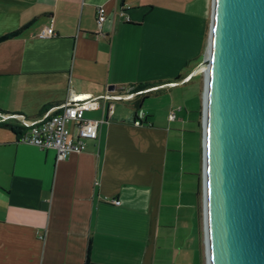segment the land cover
I'll list each match as a JSON object with an SVG mask.
<instances>
[{
	"label": "crops",
	"instance_id": "0c3cea01",
	"mask_svg": "<svg viewBox=\"0 0 264 264\" xmlns=\"http://www.w3.org/2000/svg\"><path fill=\"white\" fill-rule=\"evenodd\" d=\"M209 8L210 0H0V34L23 25L0 39V111L9 114L0 116V264H205L202 87L181 100L176 89L203 55ZM43 25L52 33L37 36ZM68 87L141 91L116 99L78 152L55 159L52 147L16 140L15 114L51 110ZM162 88L171 93L162 106L134 102Z\"/></svg>",
	"mask_w": 264,
	"mask_h": 264
},
{
	"label": "water",
	"instance_id": "95a60500",
	"mask_svg": "<svg viewBox=\"0 0 264 264\" xmlns=\"http://www.w3.org/2000/svg\"><path fill=\"white\" fill-rule=\"evenodd\" d=\"M201 62L205 264H264V0H210Z\"/></svg>",
	"mask_w": 264,
	"mask_h": 264
},
{
	"label": "built area",
	"instance_id": "2783aa9c",
	"mask_svg": "<svg viewBox=\"0 0 264 264\" xmlns=\"http://www.w3.org/2000/svg\"><path fill=\"white\" fill-rule=\"evenodd\" d=\"M105 17L103 3L95 4L94 23L99 30ZM50 25H43L36 31L37 36H46L52 33ZM141 90L110 89L101 93L76 91L68 87L63 99L52 107L43 110L33 118L16 113L19 126L16 140L36 144L42 148L52 147L55 159L62 158L70 152H78L84 147L86 138H93L97 134L98 126L107 120L113 109L115 100L131 98ZM99 110V115L88 116L86 110ZM9 114L0 111L2 118ZM142 112H140V115ZM169 117L173 116L170 109ZM117 203V198H109Z\"/></svg>",
	"mask_w": 264,
	"mask_h": 264
},
{
	"label": "rangeland",
	"instance_id": "374dc122",
	"mask_svg": "<svg viewBox=\"0 0 264 264\" xmlns=\"http://www.w3.org/2000/svg\"><path fill=\"white\" fill-rule=\"evenodd\" d=\"M205 44V43H204ZM202 54L195 60H192L185 66L182 70V73L186 72L192 65L193 69H196L195 72L191 75V78L186 81L184 84L180 85L177 90H180V96L178 99L181 100L183 96H193L198 94L199 83L202 87L203 83V73L202 70H197L198 66L202 64ZM172 96L176 100L175 91L173 90ZM171 98L170 89L162 88V89H151L145 93L144 97L142 98L141 106L149 105L152 107H156L159 105H163V103H167ZM185 102V100H184ZM123 103L128 104L127 101H123Z\"/></svg>",
	"mask_w": 264,
	"mask_h": 264
},
{
	"label": "trees",
	"instance_id": "16d2710c",
	"mask_svg": "<svg viewBox=\"0 0 264 264\" xmlns=\"http://www.w3.org/2000/svg\"><path fill=\"white\" fill-rule=\"evenodd\" d=\"M22 28H23V25L18 26V27L14 28V29H11V30H8V31H5V32L1 33L0 34V39H3L5 37H8V36H12V35L17 34ZM175 77H178V76H175ZM147 85H149V82L148 81L136 82L134 84L133 88H142V87H145ZM140 94L141 95H139V97L135 99V101H134L135 103L138 102L139 100H141L144 97V95H145V93H140Z\"/></svg>",
	"mask_w": 264,
	"mask_h": 264
},
{
	"label": "bare ground",
	"instance_id": "6f19581e",
	"mask_svg": "<svg viewBox=\"0 0 264 264\" xmlns=\"http://www.w3.org/2000/svg\"><path fill=\"white\" fill-rule=\"evenodd\" d=\"M203 69H204V64L202 63L200 66H198L197 70H202V71H203ZM195 70H196V69H194V70L192 71V73L195 72Z\"/></svg>",
	"mask_w": 264,
	"mask_h": 264
}]
</instances>
